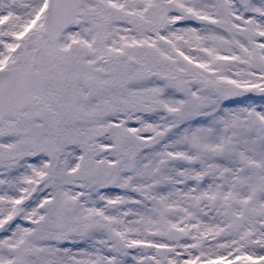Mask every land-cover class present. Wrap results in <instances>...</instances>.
I'll return each instance as SVG.
<instances>
[{
  "label": "snow or ice",
  "instance_id": "obj_1",
  "mask_svg": "<svg viewBox=\"0 0 264 264\" xmlns=\"http://www.w3.org/2000/svg\"><path fill=\"white\" fill-rule=\"evenodd\" d=\"M0 264H264V0H0Z\"/></svg>",
  "mask_w": 264,
  "mask_h": 264
}]
</instances>
